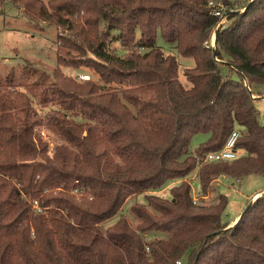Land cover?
<instances>
[{
	"label": "trees",
	"instance_id": "trees-1",
	"mask_svg": "<svg viewBox=\"0 0 264 264\" xmlns=\"http://www.w3.org/2000/svg\"><path fill=\"white\" fill-rule=\"evenodd\" d=\"M10 1L57 28L58 66L0 80V264H264V193L231 226L222 219L227 195L214 193L222 175L264 177L254 104L264 97V0L228 11L214 47L206 42L219 18L208 0ZM158 32L193 58L190 86ZM59 66H83L98 80ZM43 125L58 136L52 148ZM234 127L240 155L201 162ZM196 133L208 136L189 152ZM168 185L169 197L156 193ZM136 193L145 198L131 205L136 225L123 214L107 223ZM149 232L166 237L147 240Z\"/></svg>",
	"mask_w": 264,
	"mask_h": 264
},
{
	"label": "rangeland",
	"instance_id": "rangeland-1",
	"mask_svg": "<svg viewBox=\"0 0 264 264\" xmlns=\"http://www.w3.org/2000/svg\"><path fill=\"white\" fill-rule=\"evenodd\" d=\"M224 3L225 1L222 0ZM231 3H225V11L222 17V24L228 22L225 20L228 8L231 7L233 11L242 7L243 3L248 0H227ZM116 34V32H114ZM214 34V36H213ZM139 37V30H136V38ZM211 38L208 40L214 44L215 30L212 32ZM57 28L53 24H44L40 21L36 23L33 20L28 19L23 10L18 7L17 4L10 0L0 1V80L4 81L8 77V73L13 72L15 79L18 77H26L30 74V71H45L53 73L57 68L56 62V46H57ZM60 44V41L58 42ZM156 44L163 50L165 54L174 55L178 61V78L185 85L190 86V82L187 80L184 74V68L192 66L194 60L192 57L181 56L174 45L164 41L161 35L157 34ZM111 49H114L119 54H123L125 49L118 43L117 40L110 42ZM142 50V49H141ZM31 62V66L27 63ZM66 74L73 75L78 79V73L88 74L94 80H98L97 74L93 73L89 69L81 66L79 68H73L70 66H59ZM220 70L222 74L228 73V67L225 64H220ZM37 75V73L35 74ZM34 74L30 80L36 77ZM235 77L236 75L233 74ZM15 80V81H16ZM79 80V79H78ZM18 81V80H17ZM110 88H120L119 84L111 83L107 85ZM262 92V88L255 89V91ZM263 95H257L254 99V104L257 110V119L261 124H264V97ZM55 104L48 103L44 109L50 108ZM37 130L45 138L52 148L57 142H59L58 136L55 130L51 127L41 126ZM208 134L196 133L193 135L189 146V152H193L194 148L203 140L206 139ZM194 178L191 179V186L193 189V195L200 194L199 181L193 174ZM226 176V175H225ZM228 177V176H227ZM219 181H216V191L224 193L228 197V204L224 210L222 219L223 221H232L243 210L245 203L251 194L260 188H264V177L261 175H248L239 178V182L234 184L233 178H224L219 176ZM237 178V177H236ZM232 182V184H231ZM169 188V187H168ZM168 188H162L157 194L169 197L170 193ZM214 196V195H210ZM211 197V198H212ZM215 197V196H214ZM264 199V195H263ZM136 202H145L143 193H136L129 196L118 213L107 221V223H113L117 218L123 214L128 217L130 223L136 225L138 219L131 212V205ZM146 239H152L154 237H166L165 232H149L146 234ZM184 261V260H182Z\"/></svg>",
	"mask_w": 264,
	"mask_h": 264
},
{
	"label": "built area",
	"instance_id": "built-area-1",
	"mask_svg": "<svg viewBox=\"0 0 264 264\" xmlns=\"http://www.w3.org/2000/svg\"><path fill=\"white\" fill-rule=\"evenodd\" d=\"M207 6L209 8V13L217 18H219L218 23L214 27V30L217 29V27L222 26V17L224 15L225 9V3L222 0H208ZM229 11H233L231 7L228 8ZM214 36V34H213ZM211 38V37H210ZM210 41V40H209ZM207 41L206 43L209 44L211 47H214V44ZM88 74H82L78 73V79L79 80H86L89 79ZM241 132L238 127H234L229 134L227 135L224 144L221 148L217 150H212L204 153V155L201 157V162H217L222 160H231L237 158L241 151L236 147V142L240 136ZM224 178H228L225 175H222ZM191 179L194 178V175L190 177ZM219 180V178H217ZM234 184H237L239 182V178L234 179ZM232 184V182H231ZM197 201V196L193 195V202ZM181 259H178L175 261V264H181Z\"/></svg>",
	"mask_w": 264,
	"mask_h": 264
},
{
	"label": "crops",
	"instance_id": "crops-1",
	"mask_svg": "<svg viewBox=\"0 0 264 264\" xmlns=\"http://www.w3.org/2000/svg\"><path fill=\"white\" fill-rule=\"evenodd\" d=\"M217 181H219V180H217ZM217 183V182H216ZM218 184V183H217ZM169 187V185L168 186H166V187H164V189L166 188H168ZM158 191H156V193H157ZM262 193H264V188H260V189H258V190H255L252 194H255L252 198H251V200H254L257 196H259V195H261ZM251 194V195H252ZM239 217V214L235 217V218H233L232 219V221H228V223H229V226H231V225H233L234 223H235V221L237 220V218ZM227 222V221H226Z\"/></svg>",
	"mask_w": 264,
	"mask_h": 264
},
{
	"label": "water",
	"instance_id": "water-1",
	"mask_svg": "<svg viewBox=\"0 0 264 264\" xmlns=\"http://www.w3.org/2000/svg\"><path fill=\"white\" fill-rule=\"evenodd\" d=\"M248 3H250V1H249ZM248 205H249V204H248ZM248 205H247V206H248ZM247 206L244 208V210L247 208ZM244 210H243V211H244ZM241 214H242V213H241Z\"/></svg>",
	"mask_w": 264,
	"mask_h": 264
}]
</instances>
